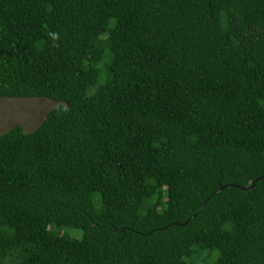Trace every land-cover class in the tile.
<instances>
[{
    "label": "trees",
    "instance_id": "16d2710c",
    "mask_svg": "<svg viewBox=\"0 0 264 264\" xmlns=\"http://www.w3.org/2000/svg\"><path fill=\"white\" fill-rule=\"evenodd\" d=\"M3 99L0 264H264V0H0Z\"/></svg>",
    "mask_w": 264,
    "mask_h": 264
},
{
    "label": "rangeland",
    "instance_id": "374dc122",
    "mask_svg": "<svg viewBox=\"0 0 264 264\" xmlns=\"http://www.w3.org/2000/svg\"><path fill=\"white\" fill-rule=\"evenodd\" d=\"M55 106V103L47 99L0 100V133L18 125L24 126L26 132H31Z\"/></svg>",
    "mask_w": 264,
    "mask_h": 264
},
{
    "label": "water",
    "instance_id": "95a60500",
    "mask_svg": "<svg viewBox=\"0 0 264 264\" xmlns=\"http://www.w3.org/2000/svg\"><path fill=\"white\" fill-rule=\"evenodd\" d=\"M262 179H264V176L259 177L258 179H256V180L254 181V183H253L249 188H243V187L236 186V185H229V186H226V187H222V188L220 189V191H222V190H224V189H226V188H230V187H236V188L241 189V190H244V191H249V190L253 189L254 186H255L259 181H261ZM211 196H212V195H211ZM211 196L208 197V199L206 200V202L211 198ZM206 202H205V203H206ZM205 203H204V204H205ZM204 204H203V205H204ZM203 205H202V207H203ZM202 207H201V208H202Z\"/></svg>",
    "mask_w": 264,
    "mask_h": 264
}]
</instances>
